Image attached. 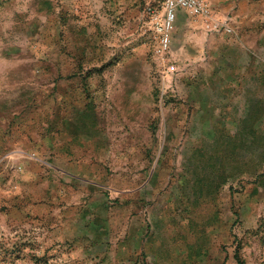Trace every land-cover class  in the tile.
Instances as JSON below:
<instances>
[{"label":"rangeland","instance_id":"obj_1","mask_svg":"<svg viewBox=\"0 0 264 264\" xmlns=\"http://www.w3.org/2000/svg\"><path fill=\"white\" fill-rule=\"evenodd\" d=\"M162 14L0 0V264H264V44Z\"/></svg>","mask_w":264,"mask_h":264},{"label":"crops","instance_id":"obj_2","mask_svg":"<svg viewBox=\"0 0 264 264\" xmlns=\"http://www.w3.org/2000/svg\"><path fill=\"white\" fill-rule=\"evenodd\" d=\"M221 17H230L234 33L208 32L199 19L180 9L177 14L175 29H185L188 34L197 36V41H204L207 48L217 54L228 52L230 58L237 57V52L256 55L264 44V0H208ZM175 35V33H173ZM172 34V40L176 41ZM176 47H174L175 49ZM178 52V51H177Z\"/></svg>","mask_w":264,"mask_h":264},{"label":"built area","instance_id":"obj_3","mask_svg":"<svg viewBox=\"0 0 264 264\" xmlns=\"http://www.w3.org/2000/svg\"><path fill=\"white\" fill-rule=\"evenodd\" d=\"M182 9L190 16L199 19L208 32L233 33L230 17H221L208 0H163V14L154 20L159 33V51L170 50L172 33L175 28L178 11Z\"/></svg>","mask_w":264,"mask_h":264}]
</instances>
